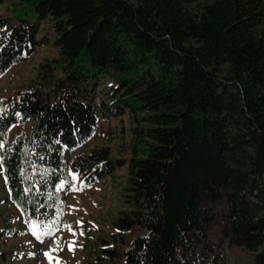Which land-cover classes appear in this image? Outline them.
<instances>
[{"label": "trees", "instance_id": "16d2710c", "mask_svg": "<svg viewBox=\"0 0 264 264\" xmlns=\"http://www.w3.org/2000/svg\"><path fill=\"white\" fill-rule=\"evenodd\" d=\"M19 10L36 18H0V77L32 53L44 21L64 74L45 68L38 86L0 101V163L24 221L53 227L73 178L92 186L128 164L102 264H199L185 250L207 237L220 201L226 238L264 264V0H18ZM102 82L101 106L137 122L132 156L100 147L68 162L97 130Z\"/></svg>", "mask_w": 264, "mask_h": 264}, {"label": "rangeland", "instance_id": "374dc122", "mask_svg": "<svg viewBox=\"0 0 264 264\" xmlns=\"http://www.w3.org/2000/svg\"><path fill=\"white\" fill-rule=\"evenodd\" d=\"M17 2L5 0L0 6V18L15 20L16 15L36 18L32 12L14 13ZM56 38L51 22H42L37 33L38 44L32 53L0 77V101L12 98L30 85L38 86L45 68L57 78L64 75L61 68L53 67L61 53ZM108 86V82H102L97 90L101 117L96 132L80 149L69 154L68 162L82 150L100 147L109 148L114 158H131L137 122L128 112L118 116L101 106L103 100H109ZM22 132L30 134L31 122L14 127L2 151ZM128 177L129 166L125 164L92 186L80 184L73 178L64 191L60 219L50 229L40 230L33 223L25 222L19 209L9 200L0 163V264H102L98 258L99 239H108L114 232V221L124 208L123 194ZM210 209L214 221L207 237L194 238L185 250L186 255L199 264H255L252 253L231 243L224 234L225 202L211 204ZM5 230L12 232L6 234ZM45 253H50L52 259Z\"/></svg>", "mask_w": 264, "mask_h": 264}, {"label": "snow or ice", "instance_id": "6c2138e0", "mask_svg": "<svg viewBox=\"0 0 264 264\" xmlns=\"http://www.w3.org/2000/svg\"><path fill=\"white\" fill-rule=\"evenodd\" d=\"M69 227H70V226H69ZM38 239H39V237H38ZM54 250H55V249H54ZM45 255L48 256V258H49L50 260L52 259L50 253H45Z\"/></svg>", "mask_w": 264, "mask_h": 264}]
</instances>
